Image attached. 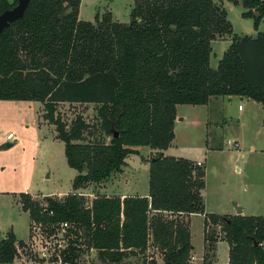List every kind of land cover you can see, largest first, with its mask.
Returning a JSON list of instances; mask_svg holds the SVG:
<instances>
[{
    "label": "trees",
    "instance_id": "1",
    "mask_svg": "<svg viewBox=\"0 0 264 264\" xmlns=\"http://www.w3.org/2000/svg\"><path fill=\"white\" fill-rule=\"evenodd\" d=\"M227 1L242 4L243 17L258 29L264 0ZM81 2L34 0L0 37V101L43 104L44 119L56 127L68 165L79 173L73 194L48 197L42 208L22 201L31 222L56 237L60 224L69 225L63 264H91L90 253L102 264L136 256L161 264L157 255L162 264H191L187 217L205 215L202 264H217L221 241L229 246V264H264V217L206 215L205 167L162 153L175 139L178 105L244 97L264 108V34L239 37L227 9L214 0H134L126 24L110 12L83 21ZM17 4L0 0V14ZM227 37L232 44L213 69V43ZM254 49L263 57L251 62ZM60 103L98 105L102 134L82 117L66 124ZM140 147L159 151L150 160L148 196L104 195L87 204L76 193L122 173ZM25 246L13 232L0 237V264H22Z\"/></svg>",
    "mask_w": 264,
    "mask_h": 264
},
{
    "label": "rangeland",
    "instance_id": "2",
    "mask_svg": "<svg viewBox=\"0 0 264 264\" xmlns=\"http://www.w3.org/2000/svg\"><path fill=\"white\" fill-rule=\"evenodd\" d=\"M214 1L217 4L226 2L224 7L228 11V20L239 37H256L260 32L264 33V18L256 29L252 18L243 17L246 9L242 4ZM8 2L13 3L14 0ZM133 4L134 0H82L79 17L83 21L94 22L97 15L101 18L110 12L115 21L126 24L130 22ZM231 43L230 37L213 43L211 68L218 67ZM249 56L253 62L258 61L263 54L254 49ZM212 100L205 106L178 107L185 121L178 124L176 142L165 155L202 161L196 163L199 167L206 165L203 196L210 211L231 209V204L235 206L228 201L231 196L246 197L254 193V202L259 205L253 210L264 216L263 106L244 97H215ZM239 106L243 109L239 110ZM56 108L66 124L70 125L77 117H82L95 126L96 135L102 134L98 105L60 103ZM45 113L44 105L39 102L0 101V237L13 232L18 239L27 242L33 234L35 250H40L42 245L48 243L49 234L40 225H35L32 233L30 214L23 210L22 201L29 199L39 204L40 208L45 207L48 197L61 199L75 193L73 181L79 175L68 165L65 144L58 139L56 127L44 119ZM104 140L109 143L111 137H105ZM236 140L239 148L227 144L228 141ZM252 145L255 150H252ZM138 149L140 155H129L122 173H115L108 182L92 183L76 193L83 196L87 204H91L97 196L146 194L149 191L150 160L158 156V151L148 147ZM237 168H241V174ZM245 173H249L247 177ZM23 194L28 195L23 199ZM190 231L194 247L191 264H202L204 221L200 216H192ZM36 257L30 259L22 254L20 260L24 264H55L40 262ZM87 258L91 264H102L96 253H90ZM155 258L163 263L160 255ZM228 262L229 247L226 241H221L218 244V264ZM146 263L145 257L136 256L123 264Z\"/></svg>",
    "mask_w": 264,
    "mask_h": 264
},
{
    "label": "crops",
    "instance_id": "3",
    "mask_svg": "<svg viewBox=\"0 0 264 264\" xmlns=\"http://www.w3.org/2000/svg\"><path fill=\"white\" fill-rule=\"evenodd\" d=\"M227 1V0H226ZM225 3L226 2H222V5L223 6H225ZM230 3V2H229ZM80 16V15H79ZM261 33V32H260ZM259 33V34H260ZM258 34V35H259ZM262 34H264V33H262ZM258 35L256 36V37H258ZM256 37H252V38H256ZM224 39H226V38H224ZM232 44V43H231ZM224 55V54H223ZM213 99V98H212ZM211 99V101L209 102V104L213 101ZM209 104H207V105H209ZM180 105H178L177 106V119H176V122H175V129H174V132H175V139H174V141L172 142V144H171V146L167 149V150H165V151H163L162 153L164 154V156L165 157H173V158H177V159H180L181 157H175V156H166L165 155V152H167L168 150H170V149H172V147L174 146V143L176 142V139H177V135H176V129H177V126H178V124L179 123H182L183 121H185V119H183L181 116H180V113L178 112V107H179ZM205 106V105H204ZM264 109V108H263ZM236 142H238L237 140H236ZM239 144V143H238ZM139 150V149H138ZM252 150H255V146L254 145H252ZM158 153H159V151H158ZM182 159H184V158H182ZM188 160V159H187ZM191 161V160H190ZM192 162H194V163H201L202 161H192ZM204 163V162H203ZM205 164V163H204ZM205 169H206V165H205ZM237 172L239 173V174H241V168H237ZM248 174L249 173H245V176L247 177L248 176ZM248 179H249V177H248ZM249 186V185H248ZM247 187V186H246ZM204 190H205V188H204ZM248 191H250V189L248 190ZM148 194H149V191L146 193V194H139V193H134V194H129V193H124V194H122V195H120V196H123V198L124 197H126V196H148ZM202 194H203V192H202ZM253 195H254V193H253ZM241 196V195H236V196H231L230 198H229V202H230V204L231 203H234L235 204V206H233V204H231L232 205V208L230 209H226V210H216L215 212H213V211H210V209L208 208V205H207V202H206V200L204 199V203H205V214L206 215H209V214H214V215H219V216H228V217H236V216H245V217H251V216H254V217H264V216H261V215H259L258 213H256V211L255 210H253L255 207H257L259 204L258 203H256V202H254V197L255 196ZM203 198H204V196H203ZM246 199H248V200H246ZM256 201V200H255ZM241 209L242 210V212H241V214H239L238 213V209ZM253 210V211H252ZM192 216H200L202 219H203V221H204V238H205V215H199V214H192V215H190V216H188L187 217V221L189 222V227H190V225H191V218H192ZM14 235H15V233H14ZM3 236V235H2ZM16 236V235H15ZM17 237V236H16ZM18 239V238H17ZM18 240H20V239H18ZM20 241H24V240H20ZM219 244V243H218ZM229 247V246H228ZM203 254H204V251H203ZM193 257H194V250H193ZM217 255H218V245H217ZM158 258V257H157ZM203 258V257H202ZM217 264H218V261H217ZM227 264H229V262L227 263Z\"/></svg>",
    "mask_w": 264,
    "mask_h": 264
},
{
    "label": "built area",
    "instance_id": "4",
    "mask_svg": "<svg viewBox=\"0 0 264 264\" xmlns=\"http://www.w3.org/2000/svg\"><path fill=\"white\" fill-rule=\"evenodd\" d=\"M242 106H239V110H242ZM11 135L8 136V138L11 139ZM229 146L233 145L235 148H239V144L236 141H228L227 143ZM200 164V163H199ZM39 225L37 223L32 222L30 224V229L32 231V233H34V230L36 228V226ZM69 228V225L67 223H62L60 224L59 227V231L61 232H66V230ZM30 231V232H31ZM63 233L60 235H49L50 240L48 241L47 244L42 245L41 248H39L40 250H35V245L36 242L33 241L34 239V235L32 234L31 237H29V240H27L26 246L24 248H22V254H24V256H29V258L31 259L34 256H37L36 259L40 260V262H44V261H49V262H54L55 264H63V260L60 257V253L62 250L65 249V240H64V236ZM35 240V239H34ZM39 244V243H37ZM37 255H36V254ZM22 256V255H21ZM21 262V260H20ZM22 264H24L23 262H21Z\"/></svg>",
    "mask_w": 264,
    "mask_h": 264
},
{
    "label": "water",
    "instance_id": "5",
    "mask_svg": "<svg viewBox=\"0 0 264 264\" xmlns=\"http://www.w3.org/2000/svg\"><path fill=\"white\" fill-rule=\"evenodd\" d=\"M34 0H18L17 6L12 9L5 10L0 14V37L3 32L13 25L18 20H23L25 14ZM256 16L259 17V13H256ZM118 134L115 135L117 137ZM242 210L239 208L238 213L241 214Z\"/></svg>",
    "mask_w": 264,
    "mask_h": 264
}]
</instances>
